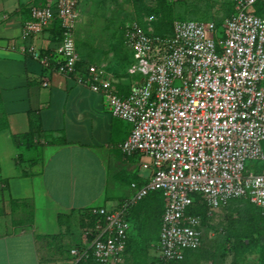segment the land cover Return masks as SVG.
Masks as SVG:
<instances>
[{
	"label": "built area",
	"instance_id": "obj_1",
	"mask_svg": "<svg viewBox=\"0 0 264 264\" xmlns=\"http://www.w3.org/2000/svg\"><path fill=\"white\" fill-rule=\"evenodd\" d=\"M81 1L30 6L17 47L47 72L100 94L110 115L130 126L121 153L140 155L149 175L142 185L130 184L132 194L115 210L89 209L83 246L70 250L74 262L122 264L129 212L157 191L163 212L155 250L162 264L182 262L202 246V218L189 212L195 205H204L209 217L245 200L264 216V16L255 13L257 0H232L220 35L213 21H178L169 36L126 21L123 44L132 60L125 74L137 78L126 96L106 64L78 66ZM54 20L58 42L38 49L31 40ZM48 83L43 77L41 86ZM247 161L260 162V169H245Z\"/></svg>",
	"mask_w": 264,
	"mask_h": 264
},
{
	"label": "crops",
	"instance_id": "obj_2",
	"mask_svg": "<svg viewBox=\"0 0 264 264\" xmlns=\"http://www.w3.org/2000/svg\"><path fill=\"white\" fill-rule=\"evenodd\" d=\"M43 1L0 0V264H76L63 252L71 242L83 246L90 207L115 210L132 194L130 184L142 185L149 175L140 155L121 153L130 126L110 115L100 94L47 72L18 49L30 6ZM59 38L54 20L31 43L50 50ZM101 63L126 96L137 78ZM150 209L143 202L130 217L139 210L144 219ZM70 230H79L74 239Z\"/></svg>",
	"mask_w": 264,
	"mask_h": 264
},
{
	"label": "rangeland",
	"instance_id": "obj_3",
	"mask_svg": "<svg viewBox=\"0 0 264 264\" xmlns=\"http://www.w3.org/2000/svg\"><path fill=\"white\" fill-rule=\"evenodd\" d=\"M260 2L264 15V0ZM231 9V0H82L76 35L78 53L83 58L106 62L111 68L121 70L129 56L121 43L125 21L137 18L148 32L161 35H171L178 21H213L220 35L221 23ZM260 167V162L245 163V169L251 172ZM156 202L161 212V198ZM154 218V214L147 217L139 240L134 234L136 225L141 222L140 215L135 213L127 219L131 243L122 264H159L155 250L158 224ZM78 231H68L69 237L74 239ZM247 239L250 244L241 245ZM233 243L239 246L235 248ZM73 245L71 242L65 246V258L71 256L69 249ZM181 264H264V221H258L253 208L240 200L214 210L213 217L204 224L202 246Z\"/></svg>",
	"mask_w": 264,
	"mask_h": 264
},
{
	"label": "trees",
	"instance_id": "obj_4",
	"mask_svg": "<svg viewBox=\"0 0 264 264\" xmlns=\"http://www.w3.org/2000/svg\"><path fill=\"white\" fill-rule=\"evenodd\" d=\"M231 3H232V9H231V11L233 10V2H232V0H231ZM263 4L260 2V0H257L256 1V3H255V5H254V8H256L255 9V13H256V15H258V16H264L263 15V6H262ZM230 11V12H231ZM229 12V13H230ZM228 13V14H229ZM227 14V15H228ZM132 19H135V20H137L138 22H139V20L137 19V18H132ZM132 19H129V20H132ZM129 20H127V21H129ZM126 22V21H125ZM125 22L123 23V25L125 24ZM140 23V22H139ZM141 24V23H140ZM123 25H122V28H123ZM141 26H142V24H141ZM143 27V26H142ZM121 28V34H122V41H121V43H122V46H123V49L125 50L126 49V47L124 46V44H123V29ZM144 28V27H143ZM145 30H146V28H144ZM152 34H154V35H161V34H155V33H152ZM172 34V33H171ZM76 35H77V32H76ZM76 35H75V39H76ZM162 36H169V35H162ZM76 50H77V52H78V49H77V40H76ZM127 50V49H126ZM125 50V51H126ZM127 52H128V54H129V56H128V59H127V63L125 64V66L122 68V70L123 71H125L126 69H127V67L130 65V63H131V60H132V57H131V54H130V52L127 50ZM79 54V53H78ZM80 56V55H79ZM80 58H81V61H82V63H80L78 66L79 67H82V64L84 63V62H90V63H96V64H100L101 62H96V61H91L90 59H87V58H83V57H81L80 56ZM110 69H113V68H111L110 67ZM114 70H116V69H114ZM152 195H155V196H153L150 200H147L150 196H152ZM160 199L161 198V212H160V207H156L157 208V210L156 211H154V209H153V202H154V200L156 199H158L157 197ZM145 200H146V202H145ZM148 201V202H147ZM234 201H236V200H234ZM240 201H243V202H245V203H247L248 205H250L252 208H253V210H254V212H255V216L257 217V220L258 221H264V216H262L261 215V212H260V210L258 209V208H256L254 205H252L251 203H249L248 201H245V200H240ZM148 203V207L149 206H151L152 207V209H150V212H147L145 215H144V219L143 218H141V226H142V228L143 229H145V224H147V217H149L151 214H154V216H155V222L158 224V219H159V227H158V232H157V239H158V234H159V229H160V217H161V215H162V212H163V199H162V195H161V192H159V191H157V192H153V193H150L146 198H144L142 201H140L136 206H134L133 208H131V210H130V212H129V215H128V217H127V219L131 216V214H132V212H133V210L135 209V208H137V207H140L141 206V203ZM231 202H233V201H231ZM142 208H145V205L142 207ZM207 208L204 206V205H195L194 207H191L190 209H189V212H191V213H194V214H198V215H200L201 216V218H202V227L204 228V224L206 223V221L208 220V219H210V218H212L213 217V212H212V214H211V216H207ZM139 212H141V211H139V210H136V214H138V215H141L142 216V212L141 213H139ZM134 216H135V213H134ZM134 216H132V217H134ZM93 223L91 222V224L90 225H92ZM234 241V240H233ZM245 241V240H244ZM249 239H247L246 240V242H244V243H242L241 242V245L242 244H245L246 246L247 245H249L250 243H249ZM130 243L131 242H129V238L127 239V245H126V249H125V252H124V255L125 254H127L128 253V248H129V245H130ZM237 246H239V245H236L235 246V244L233 243V247H237ZM197 251V250H196ZM127 252V253H126ZM193 252H195V251H189V252H187L186 254H185V259L182 261V262H184L185 260H186V258L191 254V253H193ZM182 262H171V263H168V264H181ZM77 264H82V263H77ZM159 264H162L160 261H159Z\"/></svg>",
	"mask_w": 264,
	"mask_h": 264
}]
</instances>
